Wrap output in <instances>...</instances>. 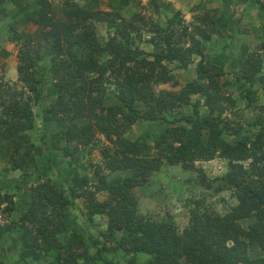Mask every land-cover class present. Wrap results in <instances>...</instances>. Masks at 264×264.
Wrapping results in <instances>:
<instances>
[{"label":"trees","instance_id":"1","mask_svg":"<svg viewBox=\"0 0 264 264\" xmlns=\"http://www.w3.org/2000/svg\"><path fill=\"white\" fill-rule=\"evenodd\" d=\"M7 1L28 22L48 28L43 32L49 43L44 49L50 64L47 73L54 84L47 86L44 75L36 77L33 68L44 57H38L31 40L26 41L16 73L29 95L23 90L0 87V156L7 157L10 168L20 172L14 189L26 198L18 225H0V251L4 257L14 252L13 261L33 264L47 256L51 257L47 264H78L79 257L84 260L81 264H117L119 254L126 258V264H264V118L256 117L243 127L236 119L226 118L228 109H233L234 118L238 115L234 99L224 94L229 84H240L239 97L246 102L245 107L251 108L257 99L254 82L258 80L264 89L263 58L249 53L244 37L238 34L237 53L225 55L222 51L226 47L220 49L217 58L204 53L210 37L222 32L214 26L226 29L230 35L237 27L228 16L225 2L229 0H210L219 6L214 12L218 10L221 17L218 25L216 18L200 19L198 24L204 28L196 23L184 26L181 12L165 3L167 0H151L154 13H165L164 26L135 10L124 16L123 0H119L121 6L109 2L106 11L99 8L98 0H88L84 5L65 2L58 10L48 0H26L25 6L19 0H0L2 14L6 13ZM256 1L264 19V0ZM98 23L107 29L104 41L97 36ZM141 43L152 50L144 51ZM261 48L264 52V42ZM193 63L195 77L178 92L155 90L177 83L169 65L186 70ZM226 65L236 72L234 83L220 82L229 75ZM105 82H112L118 105L104 106ZM46 91L56 96L41 111L44 122L55 121L59 128L49 136L52 149L66 153L69 142L86 146L94 128L110 141L116 136V150L106 163L109 170L129 175L112 183L101 180L99 189L107 192L109 199L99 202L90 194L87 203L84 201L86 212L69 225L65 218L74 207L73 201L53 180L51 166L40 171L28 135L34 128L31 102L40 103ZM184 106L191 107L189 114L180 112ZM201 107L208 112L203 119ZM138 120L147 122L151 130L134 141L121 137ZM41 139L45 143L44 134ZM216 153L227 161L228 170L216 179L222 185L214 190H231L237 201L228 213L220 216L209 208L191 212L181 234L167 220L152 222L137 215L134 189L145 186L162 166L200 173L195 162L211 161ZM87 184L79 179L70 192L78 197L76 189ZM12 202V197L0 195V213L15 210ZM95 217L106 218L104 241L88 232ZM241 220L252 222L243 228ZM62 235L66 239L60 240ZM252 246L260 248V257L249 256ZM76 247H81L83 253L76 255ZM91 249L94 254L88 256ZM139 255L149 259L141 263Z\"/></svg>","mask_w":264,"mask_h":264},{"label":"rangeland","instance_id":"2","mask_svg":"<svg viewBox=\"0 0 264 264\" xmlns=\"http://www.w3.org/2000/svg\"><path fill=\"white\" fill-rule=\"evenodd\" d=\"M21 5H26V0H19ZM88 0H48L52 8L55 10L60 9L65 2H74L77 5H84ZM98 5L101 10H108L109 2L111 5L118 6L119 3L116 0H98ZM153 1V0H152ZM160 3L161 0H155ZM257 1L248 0L244 4H239L237 0H229L225 2L228 7V16L236 21L237 27L233 28L231 35L227 33L226 29H221L218 26L216 29L221 30V34L217 33L210 37V43L206 44V56L211 58H217L220 56L221 48L226 47L222 52L227 55L232 52H238L237 49L240 47L239 42L235 43L238 38L236 35L244 37L245 44L249 47V53L260 55L263 59L262 73L264 74V52L261 48V44L264 42V19L257 10ZM262 3V0H259ZM165 3H170V6L176 11H180L184 20V26L196 25L200 19H212L216 18V24L221 17L220 12H214V9L219 7L216 3L210 2V0H167ZM123 14L128 17V13L135 10L140 12L146 19L152 22L158 23V21L164 26L165 13L163 10L161 14L153 12L151 0H123ZM115 6V7H116ZM121 6V5H120ZM164 9L163 7H160ZM117 9V8H116ZM1 11V9H0ZM4 14L0 12V87H10L17 92L23 90L25 95H29L25 86L20 82L19 77L16 73V67L18 65V56L24 50L26 41L31 40V47L37 52L38 57H44V59L36 62V66L33 68L36 77L40 74L44 75L47 80V86L54 84L51 80L50 75L47 73L49 69V60L45 54V47L48 41L44 40V31L32 23L28 22L23 15L18 11L11 2L7 1L5 5ZM128 11V12H127ZM60 14V13H59ZM171 15V14H169ZM203 26L202 28H204ZM225 33V34H223ZM19 35L20 40H15L14 37ZM97 36L101 41L107 39V29L105 24H97ZM146 40V37H145ZM136 41L133 42V45ZM141 47L144 51H151V46L147 43H141ZM231 59V57H230ZM194 61H198L195 57ZM169 69L175 76L177 83H168L158 86L155 90H166L171 92H178L186 82L192 80L195 77V64L189 66L186 70L176 68L174 65H169ZM225 70L229 73L228 76H224L220 79V82L224 81L233 82L235 81L236 72H231L229 65L225 66ZM236 71H239L237 69ZM91 76V75H90ZM242 86L239 84H229L225 87V97L229 95L234 99L236 106V113L238 117H233V109H228L225 113V117L228 119H236L242 127L254 121L256 117L264 118V89L260 88V82L255 81L253 89L257 92L256 102L253 103L251 108L245 107L246 102L239 97V93ZM105 97L104 106L118 105V99L116 97V91L114 90L112 82H105ZM44 98L40 103L31 102V109L34 113V128L28 132L30 143L34 146L33 152L35 154V161L39 165L41 172H45L49 166L52 169V178L57 185H61L65 195L70 197L73 201L74 207L68 211V216L65 218L66 223L72 224L76 222L79 214L85 213V202L87 203L88 196L93 195L99 202L107 201L108 194L105 191L99 189L100 181L104 180L105 183H112L119 181L124 176H129L126 172L116 171L111 172L107 166V162L111 159L116 145L113 143L116 136H112L113 141L108 140L100 133L96 132L94 128L91 130L93 133L91 141L86 146H79L75 142H69L65 145L66 153L63 151H57L52 149L49 136L53 133L59 132V128L56 127L55 121L44 122L41 111L47 108L54 100L55 95L50 94L47 91L43 94ZM255 96V97H256ZM194 100L195 97H192ZM226 104V103H225ZM138 110H141L142 106L138 103L135 104ZM191 111L190 106H184L180 109V112L189 114ZM2 108L0 107V117ZM231 114V117H230ZM201 118H206L208 112L201 107L200 108ZM119 117V116H118ZM79 124L86 122V120H75ZM149 124L143 120H138L134 125L131 126L128 131L122 133L121 137H126L131 141L142 136L146 130H151ZM206 133V132H203ZM45 136L44 140L41 139V135ZM205 137V135L203 136ZM63 144V141H61ZM108 150L107 157L105 158L104 152ZM51 153L54 156H51ZM52 159V160H51ZM195 168L200 170V173H186L181 167L174 166L169 168L162 166L161 171L154 174L149 182L142 187L134 189V196L137 202V215L150 220L152 222H159L167 220L168 223L173 224L177 232L181 234L183 229L189 224V218L191 212L203 211V208H209L220 216L228 213L231 207L237 204L233 191L223 190L216 192L219 184L220 177L224 176L228 170L227 161L218 156L216 153L215 158L211 161H196ZM18 170H12L7 157L0 156V195H8L12 197V203L15 210L12 212L0 213V225H18V221L21 213L25 210L24 197L17 193L14 189V180L19 176ZM202 176L205 178L202 180ZM79 179H85L88 184L84 188H77L76 193L79 196H74L70 189L75 185ZM78 183V182H77ZM76 183V184H77ZM203 183L204 185H200ZM75 187V186H74ZM85 201V202H84ZM6 204L1 206L4 208ZM85 220V219H84ZM251 220H241L239 224L246 228ZM94 225L88 230L90 235L97 236L99 240L104 241L105 237L103 233H106V218L95 217ZM13 224V225H12ZM81 233V232H80ZM100 233V234H99ZM66 239V236L62 235L60 240ZM85 242H89L86 241ZM109 245L106 243V246ZM76 255L83 253L81 247L73 249ZM249 256L252 258L260 257L262 255L259 247L252 246L248 249ZM14 252H10L9 256H5L0 251V264H33L32 261L15 262L13 261ZM94 254L93 249L89 250L88 256ZM110 255V254H109ZM87 256V257H88ZM149 257L139 255L137 260L141 263H145ZM3 261V262H2ZM51 261V257L47 256L38 264H47ZM84 262L83 258H78V264ZM117 264H126V258L122 257L121 254L117 255ZM87 264V263H86Z\"/></svg>","mask_w":264,"mask_h":264}]
</instances>
